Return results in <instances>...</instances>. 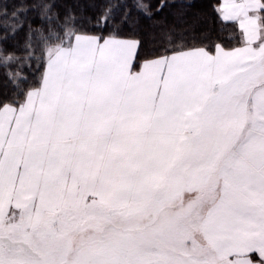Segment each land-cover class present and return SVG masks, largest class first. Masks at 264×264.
<instances>
[{"label": "snow or ice", "instance_id": "snow-or-ice-1", "mask_svg": "<svg viewBox=\"0 0 264 264\" xmlns=\"http://www.w3.org/2000/svg\"><path fill=\"white\" fill-rule=\"evenodd\" d=\"M51 9L0 4V40L44 22L39 82L7 71L0 99V264H264V0L214 9L242 46L165 29L138 69L113 0L95 18L108 37Z\"/></svg>", "mask_w": 264, "mask_h": 264}, {"label": "trees", "instance_id": "trees-1", "mask_svg": "<svg viewBox=\"0 0 264 264\" xmlns=\"http://www.w3.org/2000/svg\"><path fill=\"white\" fill-rule=\"evenodd\" d=\"M16 2H26V0H0V4L6 5L9 11ZM46 2L52 4L50 15L53 21L59 17L62 23L65 13L72 12L81 21L79 30L84 34L104 37L112 35V25L105 27L98 24L95 19L103 9L106 0H88L91 7L86 12L81 7L85 0H46ZM113 2L127 11L132 18L128 26L120 25L116 33L117 37L141 42L135 63L136 69L161 48L159 37L164 34L165 29L173 32V40L176 42L183 37V42L193 47L204 46L212 49L213 45L220 42L228 48H234L243 43L238 24L233 22L222 24L218 19L214 9L221 0H113ZM137 3L147 4L151 15L146 16L138 10ZM162 3L163 8L160 7ZM85 17L87 22H84ZM29 19L33 22L31 36L28 33V26L25 25L14 37L9 36L6 42L0 40V50L4 54H12L19 58L18 62L15 61V64L7 68L0 67V99L12 95L10 88L3 87L7 71L20 72L33 84L40 80L42 45L41 37L35 30L43 29L44 22L34 11L31 12ZM53 27L56 26L53 25ZM29 42L30 47H26Z\"/></svg>", "mask_w": 264, "mask_h": 264}, {"label": "crops", "instance_id": "crops-1", "mask_svg": "<svg viewBox=\"0 0 264 264\" xmlns=\"http://www.w3.org/2000/svg\"><path fill=\"white\" fill-rule=\"evenodd\" d=\"M236 2H241V0H236ZM119 38V37H118ZM119 39H123V40H135V39H129V38H119ZM240 46H242V44L240 45ZM138 51H139V48L137 49V51H136V57H135V59L133 60V68L134 69H136L135 68V63H136V59H137V54H138ZM143 63V62H142ZM141 63V64H142Z\"/></svg>", "mask_w": 264, "mask_h": 264}, {"label": "rangeland", "instance_id": "rangeland-1", "mask_svg": "<svg viewBox=\"0 0 264 264\" xmlns=\"http://www.w3.org/2000/svg\"><path fill=\"white\" fill-rule=\"evenodd\" d=\"M15 61H17V60H15ZM15 61H9L8 66H9V65H13V64H15ZM17 62H18V61H17Z\"/></svg>", "mask_w": 264, "mask_h": 264}]
</instances>
